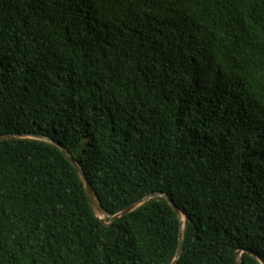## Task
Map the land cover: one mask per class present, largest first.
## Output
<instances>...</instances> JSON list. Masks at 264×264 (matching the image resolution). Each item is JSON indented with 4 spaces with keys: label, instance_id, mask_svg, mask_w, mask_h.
Listing matches in <instances>:
<instances>
[{
    "label": "trees",
    "instance_id": "16d2710c",
    "mask_svg": "<svg viewBox=\"0 0 264 264\" xmlns=\"http://www.w3.org/2000/svg\"><path fill=\"white\" fill-rule=\"evenodd\" d=\"M53 140L114 216L161 192L177 264H264V0H0V137ZM55 144L0 142V264H172L165 199L106 225Z\"/></svg>",
    "mask_w": 264,
    "mask_h": 264
},
{
    "label": "water",
    "instance_id": "95a60500",
    "mask_svg": "<svg viewBox=\"0 0 264 264\" xmlns=\"http://www.w3.org/2000/svg\"><path fill=\"white\" fill-rule=\"evenodd\" d=\"M27 138L36 139V140H42V141L53 143V144L57 145L62 150L64 155L67 157V159L71 162V164L76 168V170L80 174V177H81V179H82V181L84 183L85 190H86L87 196L89 198V201H90V204H91V207H92L94 213L101 220L104 219V218H108L109 219L108 222H105L106 225H110V224H113L115 222H118V221L122 220L124 217H126L129 214H131L132 212L138 210L140 207H142L146 203L150 202L151 200L165 199L166 201H168V203L171 205V207L177 213V215H178V217H179V219L181 221L180 244H179L176 256H175V260L172 263V264H177L178 260L182 256L183 246H184L183 220H182V216H184V214L182 213L181 209L171 200V198L168 195H165L164 193H161V192L152 193V194L146 196L145 198L134 202L133 204L128 206L126 209H124L120 213H118V214H116L114 216H111L110 214H108L105 211V209L103 208L102 204L100 203V201H99V199H98V197H97V195H96L91 183L87 179L82 167L75 161L74 157L71 156L67 152V150L64 147H62L60 144H58V143H56L53 140L48 139V138H44V137H41V136H35V135H26V134H16V135L13 134V135H8V136H3V137H0V142L10 141V140H17V139H27ZM243 253H248L252 257L257 259V256L255 254H253L251 251L240 250V251L237 252V262H238V264H242L241 257H242Z\"/></svg>",
    "mask_w": 264,
    "mask_h": 264
},
{
    "label": "bare ground",
    "instance_id": "6f19581e",
    "mask_svg": "<svg viewBox=\"0 0 264 264\" xmlns=\"http://www.w3.org/2000/svg\"><path fill=\"white\" fill-rule=\"evenodd\" d=\"M182 220H183V228H184V225H185V217L182 216Z\"/></svg>",
    "mask_w": 264,
    "mask_h": 264
}]
</instances>
